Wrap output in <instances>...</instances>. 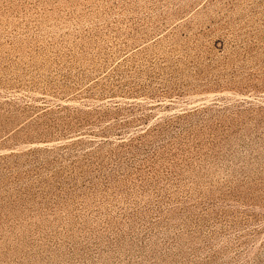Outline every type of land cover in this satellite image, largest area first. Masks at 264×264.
<instances>
[{
    "label": "rangeland",
    "instance_id": "374dc122",
    "mask_svg": "<svg viewBox=\"0 0 264 264\" xmlns=\"http://www.w3.org/2000/svg\"><path fill=\"white\" fill-rule=\"evenodd\" d=\"M0 264H264V0H0Z\"/></svg>",
    "mask_w": 264,
    "mask_h": 264
}]
</instances>
